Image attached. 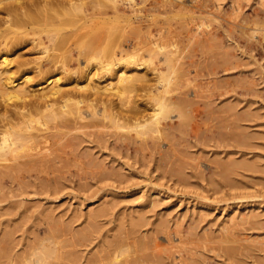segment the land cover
Wrapping results in <instances>:
<instances>
[{
    "label": "rangeland",
    "instance_id": "374dc122",
    "mask_svg": "<svg viewBox=\"0 0 264 264\" xmlns=\"http://www.w3.org/2000/svg\"><path fill=\"white\" fill-rule=\"evenodd\" d=\"M42 1L0 0L33 85L38 59L63 88L103 58L142 67L104 76L83 119L39 124L40 165L0 166V264H264V0Z\"/></svg>",
    "mask_w": 264,
    "mask_h": 264
},
{
    "label": "bare ground",
    "instance_id": "6f19581e",
    "mask_svg": "<svg viewBox=\"0 0 264 264\" xmlns=\"http://www.w3.org/2000/svg\"><path fill=\"white\" fill-rule=\"evenodd\" d=\"M46 1L48 2L50 0H46ZM46 1L44 3L45 6L47 4ZM61 1H62V3H64L63 1H65V0H61ZM75 1L76 0H66L65 2L66 3L69 2L70 4L69 3L68 4L71 5V6L73 4L74 6H72V7L76 8L77 4H76ZM116 1H118V0H116ZM119 1H124V2H126L128 4H130L133 0H119ZM42 2H44V0ZM15 4L17 5V3H15ZM43 8H45V7H43ZM53 8H55V7H53ZM8 9L10 10V6H9ZM20 10H22V9H20ZM14 11L16 12V10H14ZM49 14H51V13L49 12ZM64 14L67 15L66 13H64ZM7 15H8V13H7ZM72 17H74V16H72ZM9 19H10V17H9ZM20 19H22V18H20ZM51 19H52V17H51ZM51 19H49V21H51ZM72 20L73 19H71V21ZM17 21H15V23H18ZM9 22H8V20H6V18L5 19L1 18L0 19V27L2 25H3V27L0 28V29H3L5 24L8 25L7 23H9ZM5 29H6V27H5ZM17 32L18 33H14L13 32L14 34L12 33V35H9L11 33L4 34L2 32V34H4V35H0V166H5V167L9 168V170L11 172L14 171L13 169L19 170V169H25L28 166L33 167L32 166L33 161H34V164H35V161H36L37 165H40V164H38V162L40 163L41 159L42 160L44 159L43 157L45 155H43V157H42L41 153L45 149V143L47 142V137H48V136H46L48 134H44L43 128H45V127L47 128L48 127L47 129L50 130L49 127H53L51 125H54V127L56 128L62 122H64V123L66 122V124L69 126L70 124L73 123V121L81 119L82 116H83V113H82L83 111L80 109V105H79L80 103H82L84 100L88 99L87 101H89L90 106H92L93 102L90 101L91 99L92 100H94L96 98L100 99L101 98L100 97L101 96L100 95L101 92H103L105 90H108V89L115 88L114 85H116V82H115V84H113L112 82H106V79L103 78L104 76H106V78H108V76L110 77V75L115 73L117 83L118 84L119 83L122 84L124 81L128 80V79H126L125 70H123V67H122L123 64H125V63L137 64V63L134 62L136 57H135V59H133L134 57H132L133 54H131V53L130 54L127 53L125 56H121V57L113 56L112 59L103 58L99 62L100 63L99 65H101V67H102L101 68V72L102 73L104 72L103 74L98 76V73H97L98 69L96 67L95 68L97 70L95 69V71H92L90 68L87 67V71H86V74H85L86 75V78H85L86 83L85 84L84 83H83V85H79V84L74 85L73 84L74 87L72 86L70 88H67L69 86H66V88L65 87L63 88L61 86L62 84H60L59 82H60V79L62 80L61 77H63L64 70H61V69L59 70L60 66L58 67L56 65L57 61H52L51 62L48 59V64L52 63L51 64V66H52L51 70L52 69H53V71L59 70V71L56 72V74L54 73V74L51 75V74H49V70H47L46 68L45 69L43 68V66H44L43 64L44 63H42V61L37 58L38 60H36V62L33 59L34 60L33 63H35V67L34 66H32V67H34L36 69L35 71L38 73L37 75L40 77V79L38 78L39 80L37 82L35 81V84L33 85L34 82L29 80V77L24 76L25 73H22L21 75L19 73V72H21V70L19 68H21L23 70L24 65L27 66L29 63L32 62V60L30 58L28 59V58H25V57L20 59V56H18V58L16 56L15 57H11V53H10L11 52V48L17 46L21 42V36L24 37V34H25V33H22L21 31H17ZM24 32H26V31H24ZM52 32H56V31H52ZM49 33H51V32H49ZM47 35H50V34H47ZM56 35H57V33H56ZM72 35L73 34H71V36ZM75 35H73V36H75ZM54 36L52 38H50L52 40L51 42H53V40H57L58 39V37L56 39V38H54ZM61 36H62V38H64L63 34H61ZM67 36H68V34H67ZM77 37H74V38H77ZM25 38H27V40H28V37L25 36ZM62 38L59 39L60 45L62 43H64V42L61 43V39ZM78 39H79V37H78ZM23 40H26V39H23ZM76 40H74L73 44L75 43ZM66 41H67V38H66ZM38 44L39 43H37V45ZM78 45H79V43H78ZM34 46H35V44H34ZM147 47L149 48L150 52L154 51L153 47H151V46H147ZM159 47L160 48H158V49H161V47H163V46L159 45ZM43 48H44V50L49 49L46 46H44ZM62 48H63V46H62ZM64 48H67V47H64ZM78 48H79V46H78ZM54 49H56V47ZM68 52H69V49H68ZM51 55H53V57L55 58L57 56H60L61 54L60 55L57 54V56H56L53 53ZM51 55L49 57L51 58V60H53ZM89 55L91 56L92 54H89ZM114 55H116V54H114ZM90 56H89V59H86L87 61L85 60L86 61L85 64H87V62L91 59ZM86 57H87V55H86ZM91 57H92V59H91L92 61L90 60V62H93V59L97 58L96 55L95 56L92 55ZM64 58L65 57H63L62 60H64ZM59 64H61V63H59ZM139 64H137L136 66H139ZM21 65H23V67ZM63 65L65 66V64H63ZM64 66H62V69H63ZM84 66H86V65H84ZM71 72H73V71H71ZM17 73H19L20 76ZM50 73H51V71H50ZM59 74L61 76H58ZM160 74L161 73H159L157 75H160ZM15 75H18L19 77L17 78ZM37 75H36V78L38 77ZM22 77H24L23 81L16 82V81H18V79H21ZM31 77L34 78V74ZM160 77H162V74L160 75ZM157 80L159 81V79H157ZM28 81L29 82L31 81L32 84H30ZM78 82L79 81H77V83ZM104 82H106V83H104ZM51 83H53V84L49 87V89L45 90V88L47 87L46 85L47 84L50 85ZM118 84H117L118 87H116L115 90H117V88L119 89V85ZM79 91L80 92L84 91L85 94L83 93L84 95L80 96V94L78 93ZM75 92H77V93H75ZM89 98H91V99H89ZM89 104H88V106H89ZM155 106H154L153 110L157 111V112L155 114H152L153 116L151 115L152 119H153L154 115L159 113V111L160 112L163 111L162 109L165 107L164 106V102H162L161 99L160 100L158 99L156 101ZM92 114H95V113H92ZM149 119L146 118L145 120L144 119L142 120L143 124L142 123L141 124L144 127L143 126H139V125H137V126L146 129L145 126H149L151 124V122H154V120H153L149 124L148 123L150 121ZM156 120H158V119L156 118ZM43 121H45V123L46 122L48 123V121H51L52 123L50 122L49 126H45L44 125L45 123ZM67 122H72V123L68 124ZM155 122H157V124ZM155 122L154 123L156 124V127H157L158 126V121H155ZM39 124L44 125L45 127H43V126L39 127L38 126ZM155 124H153V126ZM151 126L149 128L150 129L152 128V129L155 130V128H153V126L152 127ZM55 128H53V130ZM47 129H46V131L49 132ZM57 129H58V127H57ZM59 130L61 131V127L59 128ZM158 130H159V128H158ZM144 131H146V130H144ZM55 133H57V132H55ZM50 134H52V133H50ZM50 134H49V136H50ZM62 134H63V131H62ZM49 138H54V137H49ZM49 138H48V140H49ZM51 142H52V139H51ZM51 142L49 141V143H51ZM53 142H56V141H53ZM58 144H59V142H58ZM53 145H54V143H53ZM46 149H47V146H46ZM47 158L48 157H46L45 159H47ZM49 159L50 158H48V160ZM51 159L53 160V158H51ZM45 162L46 161H44V164H45ZM28 172H30V171H28ZM8 173L10 175V172H8ZM37 260H38V264H44L45 263V258L44 257H39V259H37Z\"/></svg>",
    "mask_w": 264,
    "mask_h": 264
}]
</instances>
